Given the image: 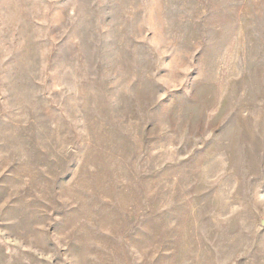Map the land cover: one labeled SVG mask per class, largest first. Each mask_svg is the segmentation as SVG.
Returning <instances> with one entry per match:
<instances>
[{
    "label": "rangeland",
    "instance_id": "rangeland-1",
    "mask_svg": "<svg viewBox=\"0 0 264 264\" xmlns=\"http://www.w3.org/2000/svg\"><path fill=\"white\" fill-rule=\"evenodd\" d=\"M0 264H264V0H0Z\"/></svg>",
    "mask_w": 264,
    "mask_h": 264
}]
</instances>
